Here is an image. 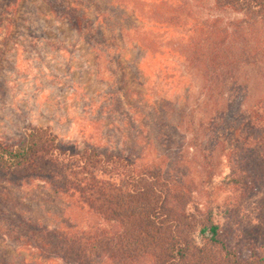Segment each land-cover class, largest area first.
<instances>
[{"label":"trees","instance_id":"obj_1","mask_svg":"<svg viewBox=\"0 0 264 264\" xmlns=\"http://www.w3.org/2000/svg\"><path fill=\"white\" fill-rule=\"evenodd\" d=\"M24 1L0 0V31L15 24ZM46 1L50 13L60 14L58 18L66 20L87 43L117 51L112 38L85 11L68 0ZM177 1L173 18L181 28L179 47L168 52L171 58L179 55L181 62L173 71L158 69L163 83L154 85V95H171L184 88V107L188 95H201V101L185 114L181 110L168 113L163 102H172L167 97L155 100L152 108L160 118V133L170 129L178 134L183 126L188 127L191 143L198 145L202 142L198 129L204 130L202 150L208 149L202 154L205 176L201 183L207 186L204 203L198 204L193 197L199 185L193 178L143 158L136 137L129 138L130 153L94 146L78 151L60 141L50 127L29 125L18 143L0 140V172L20 180V186L40 181L52 194L66 198L74 209L94 219L83 228H52L26 221L25 245L41 259L63 264H264V243L259 253L247 258L229 246L220 221L226 208L217 197L230 190L243 198L264 180V95L256 98L254 75L257 71L264 78V0H206L211 13L239 15L223 27L216 15L183 16V12L192 13L198 0ZM156 19L151 29L173 27L170 20L174 19ZM134 29L141 32L140 26ZM152 34L141 33L136 44L137 50L144 49L150 56L157 51L141 42H151ZM256 38L260 43H255ZM147 65L152 67L150 61ZM140 66L132 68L142 78ZM151 82L147 84L152 86ZM175 103L172 107L178 109L177 98ZM128 106L127 120L135 127L131 113L140 108ZM135 151H139L136 157ZM221 159L228 170L223 180L215 179Z\"/></svg>","mask_w":264,"mask_h":264},{"label":"rangeland","instance_id":"obj_2","mask_svg":"<svg viewBox=\"0 0 264 264\" xmlns=\"http://www.w3.org/2000/svg\"><path fill=\"white\" fill-rule=\"evenodd\" d=\"M68 1L85 11L103 34L112 38L117 51L112 46L103 51L102 45L87 43L66 20L58 18L60 14L50 13L46 0H25L15 24L0 31V140L18 143L27 126H48L60 141L78 151L94 146L130 153L129 138L136 137L144 150L143 158L154 159L166 169L193 178L199 184L193 197L198 204L204 203L207 186L201 183L205 176L202 154L208 151L202 150L206 146L204 130L198 129L202 141L198 145L191 143L188 127L183 126L178 134L170 129L160 133L157 126L160 118L152 108L155 100L167 97L172 102H163L168 113L178 114L181 110L185 114L191 112L193 103L201 101V95H188L184 107L183 99L187 96L182 95L184 88L171 95H154L156 86L163 83L158 69L171 71L181 62L179 55L174 53L171 58L168 52L179 47L181 28L173 18L178 1ZM208 5L206 0L195 1L193 14H182L191 19L216 15L222 27L225 21L239 16L211 13ZM154 18L174 19L170 20L173 27L165 31L151 29L157 21ZM139 26L141 32H135L134 28ZM152 31L153 40L141 42L150 51V48L157 51V55L150 56L144 49L137 50L136 44L141 33ZM255 43H260L259 39ZM148 61L154 70L148 67ZM135 64L141 65L142 78L133 70ZM254 75L259 98L264 95V78L257 71ZM149 79L152 86L147 84ZM175 98L178 109L172 107ZM128 104L140 108L131 113L135 114V127L127 120ZM165 132L168 135L163 139ZM138 153L135 151L133 156ZM220 164L215 179L223 180L228 170L223 159ZM261 181L253 194L243 198L230 190L217 195L223 209L226 208L220 220L222 233L241 258L259 253L264 243L263 178ZM20 183L0 172V264H63L59 260H43L34 248L25 245L28 233L25 222L35 221L52 228L69 225L83 228L94 221L93 217L74 209L66 198L52 194L40 181L21 186Z\"/></svg>","mask_w":264,"mask_h":264}]
</instances>
